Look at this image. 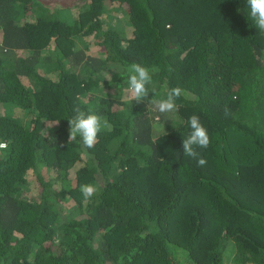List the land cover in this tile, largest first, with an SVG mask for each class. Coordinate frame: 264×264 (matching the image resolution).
<instances>
[{
    "label": "trees",
    "instance_id": "16d2710c",
    "mask_svg": "<svg viewBox=\"0 0 264 264\" xmlns=\"http://www.w3.org/2000/svg\"><path fill=\"white\" fill-rule=\"evenodd\" d=\"M248 11L0 0V264H264V32ZM132 62L160 68L154 91L117 101L107 90L125 89ZM173 87L176 120L156 134L163 114L148 101ZM76 108L111 125L93 148L69 142ZM193 114L211 138L203 166L183 154Z\"/></svg>",
    "mask_w": 264,
    "mask_h": 264
},
{
    "label": "clouds",
    "instance_id": "9594fccd",
    "mask_svg": "<svg viewBox=\"0 0 264 264\" xmlns=\"http://www.w3.org/2000/svg\"><path fill=\"white\" fill-rule=\"evenodd\" d=\"M248 17L254 22L255 27L264 32V0H247ZM128 93L136 102L148 99L149 93H153V89L149 85L153 82V73L159 72L158 66L152 68L144 66L140 62H132L128 66ZM168 72L171 73L173 68L168 66ZM184 95L181 87H173L167 91L166 98L160 100L151 99L148 103L154 105L156 111L161 114L172 116L176 112L177 99ZM227 112V110H226ZM173 122V120L170 118ZM188 123L190 125V133L186 139H183V154L197 159L199 165L203 166L206 160L199 156L197 149H207L211 143L207 128L201 123L198 115H191ZM69 124V142L77 141L85 148H93L97 142L99 134L105 130L111 129L108 120L95 112L82 111L80 108L75 109V115L68 119ZM6 145H0V148ZM80 191L85 199H90L98 192V187L93 184L81 185Z\"/></svg>",
    "mask_w": 264,
    "mask_h": 264
},
{
    "label": "rangeland",
    "instance_id": "374dc122",
    "mask_svg": "<svg viewBox=\"0 0 264 264\" xmlns=\"http://www.w3.org/2000/svg\"><path fill=\"white\" fill-rule=\"evenodd\" d=\"M58 12L60 13V14H63L62 15V19H63V21H66V22H72V14L70 13V12H66V11H64V10H61V9H58ZM111 16H113V18L112 19H114V17H116V15H117V13H115V12H112L111 14H110ZM110 74H111V77H112V74L114 75V74H116V72H111L110 71V73H109V78H110ZM117 75V74H116ZM118 76V75H117ZM128 80H126L125 81V86H124V88L125 89H123V90H121V91H119L118 93H116V88H117V86L115 87V85L114 84H112L111 83V88H109L108 90H107V92L111 95V96H113L117 101H119L120 99L121 100H123V101H125V102H127V101H130V99H132L131 97H130V95H129V93H128V91H126L127 89H128V82H127ZM120 89H121V87H119ZM121 92V93H120ZM119 93H120V95H119ZM125 94H126V98L124 97L125 96ZM124 95V96H123ZM125 98V99H122V98ZM150 107V106H149ZM154 107V106H153ZM6 112V111H5ZM7 113H9V114H11L10 116L11 117H13V118H18V119H24V118H27L26 117V113L24 112V111H22L21 109H19V108H15V109H13L12 110V112L11 111H9V112H7ZM8 115V114H7ZM9 116V115H8ZM172 119L173 120V122L171 121V120H169V119ZM158 120V117H156L155 118V120L153 121V131L157 134L158 132H160L162 129H164V127H165V125L167 124V125H170V126H173L174 125V122H175V117H174V114L172 115V116H169V115H167V114H163V121L161 120V121H157ZM159 122V123H158ZM163 122V123H162ZM166 123V124H165ZM41 174H42V176H43V178L45 179V181H48V180H51V176H50V174L48 173V171L45 169V168H43V169H41ZM31 175V174H30ZM33 183H34V181H33ZM30 189V191L33 193V194H37V192L35 191V190H32V188H29ZM28 194H29V192H28ZM229 253H232V251L231 250H228L227 251V255L229 254Z\"/></svg>",
    "mask_w": 264,
    "mask_h": 264
},
{
    "label": "built area",
    "instance_id": "2783aa9c",
    "mask_svg": "<svg viewBox=\"0 0 264 264\" xmlns=\"http://www.w3.org/2000/svg\"><path fill=\"white\" fill-rule=\"evenodd\" d=\"M0 145H4V144H0ZM4 148V147H3Z\"/></svg>",
    "mask_w": 264,
    "mask_h": 264
}]
</instances>
